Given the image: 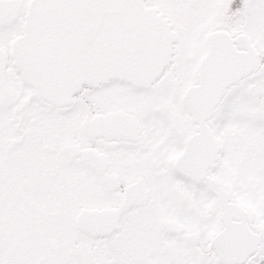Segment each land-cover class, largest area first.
Segmentation results:
<instances>
[{
	"label": "snow or ice",
	"instance_id": "6c2138e0",
	"mask_svg": "<svg viewBox=\"0 0 264 264\" xmlns=\"http://www.w3.org/2000/svg\"><path fill=\"white\" fill-rule=\"evenodd\" d=\"M0 264H264V0H0Z\"/></svg>",
	"mask_w": 264,
	"mask_h": 264
}]
</instances>
